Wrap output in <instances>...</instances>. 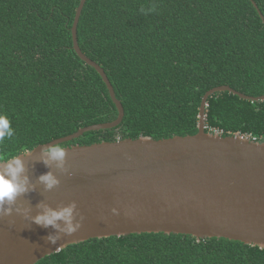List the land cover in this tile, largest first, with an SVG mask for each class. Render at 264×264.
<instances>
[{
  "label": "trees",
  "instance_id": "obj_1",
  "mask_svg": "<svg viewBox=\"0 0 264 264\" xmlns=\"http://www.w3.org/2000/svg\"><path fill=\"white\" fill-rule=\"evenodd\" d=\"M80 2L0 0V114L15 130L0 154L117 119L103 79L73 48ZM152 6L154 12H140ZM258 11L264 17V0H87L78 44L105 71L125 115L116 128L62 145L195 135L207 91L226 85L264 96ZM205 115L208 129L224 136L240 131L264 139V102L216 93ZM36 264H264V249L174 233L129 234L73 244Z\"/></svg>",
  "mask_w": 264,
  "mask_h": 264
},
{
  "label": "water",
  "instance_id": "obj_2",
  "mask_svg": "<svg viewBox=\"0 0 264 264\" xmlns=\"http://www.w3.org/2000/svg\"><path fill=\"white\" fill-rule=\"evenodd\" d=\"M86 1L81 0L71 29L73 48L103 79L118 117L48 144L113 129L124 119V108L105 71L78 44L77 28ZM253 5L258 9L255 2ZM222 92L264 102V96L248 97L229 86H219L202 98L195 135L66 147L70 149L65 165L68 171L52 169L60 184L50 191L37 183V178L50 170L40 161L41 148L37 146L31 156L23 157L36 190L20 197L17 205L31 207V214L36 215L41 203L57 208L75 202L77 219L84 218L83 226L53 245L46 239L53 229L14 210L11 216L0 217V264H36L73 244L129 234L174 233L264 249V141L206 131L208 100Z\"/></svg>",
  "mask_w": 264,
  "mask_h": 264
},
{
  "label": "clouds",
  "instance_id": "obj_3",
  "mask_svg": "<svg viewBox=\"0 0 264 264\" xmlns=\"http://www.w3.org/2000/svg\"><path fill=\"white\" fill-rule=\"evenodd\" d=\"M155 6L148 9L141 8L142 14L154 12ZM15 130L12 122L6 114H0V146L5 142L12 140ZM40 161L50 170L41 174L37 178V183L43 185L46 191H50L60 184V179L52 169L67 172L65 167L69 148L60 143L41 144ZM37 148V147H36ZM36 148L24 147L18 154L8 155L0 154V217H9L13 211L23 215L25 219L34 222L44 228H51L46 237L50 244H57L64 235L75 234L82 226L84 218L77 212V204L72 202L66 206L53 208L48 204L38 205L40 211L32 215L31 207H21L17 205L20 197L36 190V184L32 182L28 168L23 157L31 156ZM115 212V209H113Z\"/></svg>",
  "mask_w": 264,
  "mask_h": 264
},
{
  "label": "built area",
  "instance_id": "obj_4",
  "mask_svg": "<svg viewBox=\"0 0 264 264\" xmlns=\"http://www.w3.org/2000/svg\"><path fill=\"white\" fill-rule=\"evenodd\" d=\"M205 128H206V130L208 129L207 126ZM208 132L216 133L220 136H224V131L221 129H211L210 128V129H208ZM227 136L242 137V138H247V139H250L253 141H264L263 137H258L256 135H253L252 133H242L240 131L234 132V133L228 132Z\"/></svg>",
  "mask_w": 264,
  "mask_h": 264
}]
</instances>
